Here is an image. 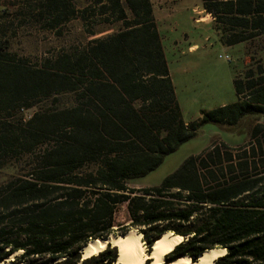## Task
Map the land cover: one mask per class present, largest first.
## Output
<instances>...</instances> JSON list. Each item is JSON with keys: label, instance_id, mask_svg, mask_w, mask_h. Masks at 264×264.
<instances>
[{"label": "trees", "instance_id": "1", "mask_svg": "<svg viewBox=\"0 0 264 264\" xmlns=\"http://www.w3.org/2000/svg\"><path fill=\"white\" fill-rule=\"evenodd\" d=\"M201 3L222 45L264 35V0ZM44 12L51 30L120 27L38 64L0 40V168L15 171L0 184V264H115L116 249L87 259L81 250L132 230L148 251L164 234L183 237L167 262L220 249L217 264H264V123L247 144L215 140L160 186H130L202 125L264 116V63L234 81L235 103L187 123L151 0H47Z\"/></svg>", "mask_w": 264, "mask_h": 264}, {"label": "rangeland", "instance_id": "2", "mask_svg": "<svg viewBox=\"0 0 264 264\" xmlns=\"http://www.w3.org/2000/svg\"><path fill=\"white\" fill-rule=\"evenodd\" d=\"M46 2L0 0V40L9 53L38 64L119 30V24L98 26L93 36L85 32L80 20L51 30L44 12ZM151 2L184 121L199 123L203 111L235 103L234 81L244 78L250 69L264 63V35L251 43L227 47L221 44L213 28L212 16L202 11L201 0ZM75 4L77 7L85 6L79 1ZM193 46L197 48L192 51L190 48ZM41 106L42 103L25 111L23 117L30 118ZM257 123H264V116L245 118L235 127L206 123L195 138L168 155L155 171L132 180L130 186L138 189L160 186L186 159L200 155L215 140L230 146L247 144ZM14 173L9 164L0 168V184ZM127 221L128 212L124 206L118 214V222Z\"/></svg>", "mask_w": 264, "mask_h": 264}, {"label": "bare ground", "instance_id": "3", "mask_svg": "<svg viewBox=\"0 0 264 264\" xmlns=\"http://www.w3.org/2000/svg\"><path fill=\"white\" fill-rule=\"evenodd\" d=\"M184 241L181 236L173 234H164L161 239L156 241L151 253L148 252L143 236L136 230L129 231L125 235H111L107 241L97 239L90 241L87 245L84 257L85 259L98 256L110 248L116 249L119 252L115 264H146L148 261L151 264H166L165 257L174 251V249ZM225 250L214 249L207 251L196 264H214V261L219 256L225 254ZM170 264H193V261L184 257Z\"/></svg>", "mask_w": 264, "mask_h": 264}, {"label": "water", "instance_id": "4", "mask_svg": "<svg viewBox=\"0 0 264 264\" xmlns=\"http://www.w3.org/2000/svg\"><path fill=\"white\" fill-rule=\"evenodd\" d=\"M110 237H111V236H110ZM108 239H109V238H108ZM108 239H105V240H103V241H107ZM160 239H161V238H160ZM87 245H89V243H88ZM87 245L81 250L82 259H85L83 253H85V250H86ZM151 248H152V247H151ZM147 250H148V249H147ZM210 251H212V250H210ZM148 252L151 253V251H148ZM206 252H207V251H206ZM206 252H205V253H206ZM225 252H226V251H225ZM205 253H203L202 255L198 256L197 258H191V257H188V256H182V257H180V258H178V259H176V260H173V261H171V262H167V261L165 260V263H166V264H170V263H172V262H174V261H178V260H180V259H182V258H184V257H187V258L191 259L192 261L196 260L197 263H199L201 257H202ZM225 254H226V253H225ZM225 254H223V255H221V256H224ZM118 255H119V252H118ZM221 256H219V257H221ZM219 257H218V258H219ZM218 258L215 259L214 264H217V263H216V260H217ZM195 264H196V263H195Z\"/></svg>", "mask_w": 264, "mask_h": 264}, {"label": "crops", "instance_id": "5", "mask_svg": "<svg viewBox=\"0 0 264 264\" xmlns=\"http://www.w3.org/2000/svg\"><path fill=\"white\" fill-rule=\"evenodd\" d=\"M208 16L211 17V15H208ZM196 48H197V46H193V47L190 48V50L193 51V50H195Z\"/></svg>", "mask_w": 264, "mask_h": 264}, {"label": "built area", "instance_id": "6", "mask_svg": "<svg viewBox=\"0 0 264 264\" xmlns=\"http://www.w3.org/2000/svg\"><path fill=\"white\" fill-rule=\"evenodd\" d=\"M212 20H214L213 17H212ZM220 58L223 59L224 57L220 56ZM225 59L228 60V56H226Z\"/></svg>", "mask_w": 264, "mask_h": 264}]
</instances>
